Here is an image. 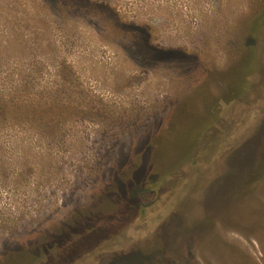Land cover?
<instances>
[{"label":"rangeland","instance_id":"1","mask_svg":"<svg viewBox=\"0 0 264 264\" xmlns=\"http://www.w3.org/2000/svg\"><path fill=\"white\" fill-rule=\"evenodd\" d=\"M1 98L0 264H264V0H0Z\"/></svg>","mask_w":264,"mask_h":264},{"label":"trees","instance_id":"2","mask_svg":"<svg viewBox=\"0 0 264 264\" xmlns=\"http://www.w3.org/2000/svg\"><path fill=\"white\" fill-rule=\"evenodd\" d=\"M152 49V48H151ZM151 49L149 51H151ZM153 54H155L156 56L159 55V56H168L170 54H173L171 53L170 51L168 50H161V51H156L153 49ZM152 52V51H151ZM4 98H1L0 99V102L3 101ZM20 108H15L13 109L14 112L16 113H21V114H27V115H33L34 117L37 118L38 121H42L45 119V115H43V113H46L48 115H50L51 113L46 111V110H42V109H35V111H33L32 109H30L29 107H26L25 105L23 106H20L18 105ZM52 115V114H51ZM2 116H8V112H7V109L6 108H0V117Z\"/></svg>","mask_w":264,"mask_h":264}]
</instances>
